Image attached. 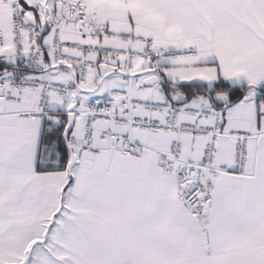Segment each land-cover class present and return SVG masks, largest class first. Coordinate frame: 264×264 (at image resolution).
<instances>
[{"label":"snow or ice","instance_id":"1","mask_svg":"<svg viewBox=\"0 0 264 264\" xmlns=\"http://www.w3.org/2000/svg\"><path fill=\"white\" fill-rule=\"evenodd\" d=\"M0 264H264V0H0Z\"/></svg>","mask_w":264,"mask_h":264}]
</instances>
